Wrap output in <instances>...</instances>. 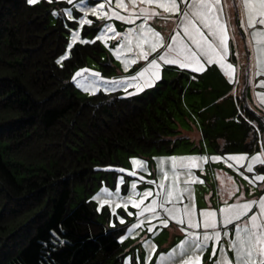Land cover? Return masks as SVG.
I'll return each mask as SVG.
<instances>
[{
    "label": "trees",
    "instance_id": "16d2710c",
    "mask_svg": "<svg viewBox=\"0 0 264 264\" xmlns=\"http://www.w3.org/2000/svg\"><path fill=\"white\" fill-rule=\"evenodd\" d=\"M55 5L0 0V264H122L120 232L94 202L72 207L77 188L93 193L126 156L172 153L183 89L79 95L73 74L89 60L113 73L112 60L95 41L58 63L72 22H53Z\"/></svg>",
    "mask_w": 264,
    "mask_h": 264
},
{
    "label": "snow or ice",
    "instance_id": "6c2138e0",
    "mask_svg": "<svg viewBox=\"0 0 264 264\" xmlns=\"http://www.w3.org/2000/svg\"><path fill=\"white\" fill-rule=\"evenodd\" d=\"M36 2L37 0H28L30 4ZM47 2L51 3L52 0ZM67 4L74 5L63 9V13L67 14V20L73 22L65 25L71 36V42L67 45L69 50L78 40L82 43L101 40L107 45L108 34L112 33L113 36H119L121 39V43L112 51L117 59L123 61L125 70L139 60L147 62L146 66L134 75L122 76L119 79L104 78L99 72L91 69H79L73 74L72 79L78 80L80 87L90 94L101 89L105 92L122 89L128 95L134 94L128 91L129 88H134L135 92L143 91L160 79L162 63L178 65L181 69H192L197 73L205 71L207 65L217 64L229 79H233L234 66L228 61L230 37L226 27L227 20L222 15L220 0H127V2L126 0H89L87 4L85 0H79L78 3L67 0ZM240 6L241 15L246 20L245 30L252 29L251 37L255 41L254 52L258 74H264V27H257V25L264 26V0H240ZM57 14L53 11V15ZM174 14H178L175 16L178 20L175 34L170 36V41H166L161 32L148 24V21L158 16L171 19ZM89 15L96 17L97 21H111L115 18L129 24H134L137 19H142L143 22L134 28H129L125 33L117 32L110 22L103 23L99 25L94 38L88 40L87 37H81L80 30L84 25L91 26L94 23L89 19ZM160 48H163V52L149 60V56ZM125 52L133 55L125 57ZM63 59L65 55L59 58L58 63ZM261 84H264V80H261ZM158 159L166 160L168 167L159 169V181H147L156 185L155 190L147 188L142 193L137 192V184L146 179L144 176H139V172L148 171L147 162L131 157L133 169L122 167L116 169L118 173L128 172L132 177L139 176V180H131L130 193L126 197L121 196L119 184L124 183V177L120 175L117 177L119 184L114 192L104 187L93 197L101 208L108 205L113 216H117V208L122 206L129 216L137 217L136 223L126 229L125 235L119 237L121 241L143 225L145 220H159L160 224L166 226L169 223V220L164 218L166 216L182 226L185 237L171 251L160 253V264H203V253L210 243L213 247L212 255L217 256L216 245L221 241L222 230L223 235L229 238L228 248L234 255L230 258L227 251L221 247L214 264H264V196L243 202L238 197L234 203L225 200L219 209V214L222 215L221 227L216 209L197 210L192 188L195 182L203 183L195 170L202 171L203 165L209 160L218 162L223 159L226 163L228 160L234 161L235 165L245 167L248 173H254L250 182H264V152H256L251 156L248 154H228L226 157L171 155ZM257 164L262 166L260 172L254 170ZM241 175L243 176L244 172H241ZM245 178L249 179L247 176ZM235 190L237 189L234 183H226L225 191L229 195ZM133 196H139V199H134ZM148 197L152 199L145 203ZM129 204L137 209L135 214L128 212ZM118 219L121 224L125 223L123 215L118 216ZM233 222L236 223L234 237H231L228 226ZM154 227L155 225L150 223L148 231L151 232ZM55 239H59L58 234ZM144 244L148 248V258L151 259L156 246L150 245L148 241ZM128 259L132 260V257Z\"/></svg>",
    "mask_w": 264,
    "mask_h": 264
},
{
    "label": "rangeland",
    "instance_id": "374dc122",
    "mask_svg": "<svg viewBox=\"0 0 264 264\" xmlns=\"http://www.w3.org/2000/svg\"><path fill=\"white\" fill-rule=\"evenodd\" d=\"M43 1L47 0H37L33 5L41 4ZM52 2L56 3L54 11L58 13L57 15L52 13V21L55 22L59 15L64 16L63 18L67 20V14L63 13V9L65 7H74V5H68L67 0H52ZM74 2L78 3L79 0H74ZM85 3H89V0H85ZM220 3L222 5V15L227 20V30L228 26L230 29L228 31L230 33L228 61L234 66L233 79H229L217 64L207 65L205 71L197 73L192 69H181L178 65L162 63L160 79L143 91L135 92L134 88H129L128 91L134 93L132 95L126 94L122 89L106 92H119L128 98L142 97L147 92H152L156 87H160L162 83L167 82L169 84L174 80L181 82L183 95L179 92L175 93L178 100L177 104L173 105L174 128L177 132L176 137H180V139L177 140L173 152L129 155L125 157L123 166H121L125 169H133L131 157L143 159L147 162L148 171L139 172V176L146 177L145 180L137 184V192L139 193H142L147 188L155 190L156 185L149 184L147 181H159V169L168 167L166 160L158 158H167L171 155H207L209 157L220 155L226 157L228 154H248L251 156L256 152H264V124L260 120H264V84H261V80H264V74H258L253 44L255 41L251 37L252 29L248 28L247 31L245 30L246 20L241 15L240 0H220ZM121 11L123 12V10ZM239 13L241 18H237ZM176 15L178 14H174L171 19L158 16L149 20L148 24L161 32L166 41H170V36L175 34L176 24L178 23L175 18ZM89 19H92L94 23L91 26L84 25L83 29L80 30L81 37H87L88 40L94 38L96 30L103 23L110 22L114 25L117 32L125 33L129 28H134L137 24L143 22L142 19H137L134 24H129L115 18L111 21H97V18L91 15H89ZM238 34L241 36L242 41L240 39V41L237 40ZM108 36L107 45L101 40L95 41L100 42L105 48L103 59L112 60L110 63L113 65V73H107L105 67L93 60H89L84 68L99 72L104 78L119 79L122 76L134 75L138 70L146 66V61L139 60L125 70L123 61L117 59L112 51L113 48L121 43V39L119 36H113L112 33H109ZM69 40L70 43L71 36ZM79 42L78 40L76 43ZM246 42H248L247 45ZM71 49L67 48V55L65 54V56L70 55ZM162 52L163 48L157 49L156 52L149 56V60L157 57ZM132 55L133 53H124L125 57H131ZM74 81L77 93L83 97H91L99 92H105L101 89L90 94L80 87L78 80ZM261 167L259 164L255 165V172H260ZM195 172L200 177V180L203 181V183L195 182L192 184L194 203L197 206V210L204 208L216 209L221 227L222 215L219 214V209L223 206L225 200L230 203L229 198L234 197V199H237L239 197L241 202H243L264 196V182H250L254 173H248L245 167L235 165L234 161L228 160L226 163L223 159L218 162L209 160L203 165L202 171L197 169ZM241 172H244L243 176ZM120 175L124 177L123 184H119L117 180ZM139 176L132 177L128 172L115 175L107 174L103 177L101 185L97 186L93 193H86L83 187H78L77 197L72 207L75 208L83 200L94 202L101 212L102 220L106 225L112 229H117L120 232L119 237L125 235L126 229L136 223L137 217L135 215L129 216L122 206L117 208V216H113L108 205L101 208L98 201L94 200L93 197L104 187L114 192L118 184L121 196L126 197L131 191V180H139ZM245 176L249 177V179H246ZM229 178H231L230 181ZM228 182L234 183L237 189L232 195L225 191L226 183ZM185 197L187 198V193H185ZM133 198L139 199V196H133ZM151 199L152 197H148L145 203L150 202ZM185 202H187V199H185ZM231 203H234V200ZM255 210L254 208L253 211ZM128 212L135 214L137 209L129 204ZM120 215L125 217L124 224L119 222L118 216ZM145 216H147V213ZM164 218L169 220L166 226L160 224L159 220H145L143 225L137 227L131 234L126 235V238L122 241L124 247L122 264H160V253L171 251L172 248L179 244L180 240L184 239L185 233L182 231V226L171 218L166 216ZM150 223L155 225L151 232L148 231ZM235 223L230 224V228L228 226L230 230L229 236L231 237H234ZM221 238H224L223 230ZM145 241H148L150 245L154 244L156 246L151 259L148 258L149 253L148 248L144 244ZM221 247L227 251L230 258L233 257L234 254L228 248L227 241L221 239L219 244L216 245L218 254ZM212 253L213 247L210 243L203 253V264H214L215 257ZM128 257H132V260H129Z\"/></svg>",
    "mask_w": 264,
    "mask_h": 264
},
{
    "label": "crops",
    "instance_id": "0c3cea01",
    "mask_svg": "<svg viewBox=\"0 0 264 264\" xmlns=\"http://www.w3.org/2000/svg\"><path fill=\"white\" fill-rule=\"evenodd\" d=\"M238 17L241 18L240 13H239V15L237 14V18H238ZM228 24H229V23H228ZM257 27L259 28V27H264V26L257 25ZM239 30H240L241 33H242V30H241L240 28H239ZM228 31H230L229 26H228ZM229 37H230V33H229ZM239 39L242 41L241 36L238 34V36H237V40H239ZM240 40H239V41H240ZM247 44H248V42H246V45H247ZM253 44H255V42H254ZM228 200H229L230 203H231L232 200H234V202H235L236 199H234V197H233V198L231 197V198H229ZM249 215H250V214H249ZM242 219H244V218H242ZM229 228H230V226H229ZM229 232H230V230H229ZM221 239H223L224 241H227V242H228V240H227L228 237H225V236H224V238H221ZM218 255H219V254L217 253V256H215V259L218 257Z\"/></svg>",
    "mask_w": 264,
    "mask_h": 264
}]
</instances>
